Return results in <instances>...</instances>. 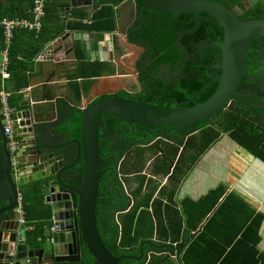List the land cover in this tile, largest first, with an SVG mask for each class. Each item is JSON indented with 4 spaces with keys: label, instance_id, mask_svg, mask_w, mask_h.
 Here are the masks:
<instances>
[{
    "label": "crops",
    "instance_id": "obj_1",
    "mask_svg": "<svg viewBox=\"0 0 264 264\" xmlns=\"http://www.w3.org/2000/svg\"><path fill=\"white\" fill-rule=\"evenodd\" d=\"M49 3L52 4L48 8L49 13L44 20L49 36L42 37L46 39V42L43 43L40 52L44 55L43 61H36V56L39 53L29 57L30 50L35 45H39L37 36L33 35V37L31 34L16 32L12 39L16 56L13 62L5 67L9 76L0 81L3 92L9 95L12 118H14L15 107L23 103L26 100L25 97L28 98L30 104L51 102L53 112L58 105L61 109L59 118H63L68 110L64 103L60 102L61 100L76 106L80 103L85 106L97 96L117 92L125 87L123 81L125 72L122 71L121 66L126 58L127 48L118 32L121 22H125L123 6L120 4L112 5L116 17V30L97 33L83 27L92 23L93 14L104 5L88 7L77 4L71 5L69 2L52 1ZM30 9L26 10L25 6H19L17 0H0V13L6 14L0 18L18 19L23 18L20 16L22 14L30 16ZM9 15H14V17L10 18ZM62 37L65 38L64 42H60ZM61 45L63 49L59 51L58 46ZM4 47V45L3 49L0 47V64L3 60V51L6 55V47ZM22 53L24 54L22 55ZM9 62L10 60H7V64ZM97 67L102 71L99 77L95 76ZM55 101L58 104H55ZM77 116L78 114L75 113L70 122L73 123V119ZM51 118L57 120L58 115L54 113ZM43 120L48 119L44 118ZM59 121L62 120L59 119ZM72 137L79 139L75 136L74 131ZM15 139L17 152L20 139L16 134ZM213 146L199 156L187 171H184L183 166H179L181 176L178 180L169 176V165L164 159L160 160L154 167H150L148 163L150 159L148 158L146 165L140 171L142 175L133 177L131 183L140 184L139 195L135 198L134 207L117 216L116 219L119 220L121 216L128 215L134 210L136 204L144 203L151 196L149 209L146 210L143 206L138 215L142 211H148L154 217L152 240L139 242L136 247L140 244H153L154 248L184 244V248L175 251L173 256H170L169 250V254L166 253L168 255L161 253L162 249L159 250L156 256L147 257L148 261L145 264H165L168 261L172 262L171 264H182V255L185 250L201 233L205 235L204 229L208 226L210 218L230 195L243 201L255 213L264 216V186L258 185L264 183V164L248 154L243 148H212ZM16 152L14 156L17 159ZM154 153L151 154V157ZM189 155L190 153L187 151L186 160L177 161L174 166L189 164L187 160ZM15 164H17V160ZM166 167V175L155 173L156 170L166 169ZM224 169H226L225 174L223 173ZM125 171L128 175L137 172L133 166L125 168ZM151 175H154L156 179L152 180ZM261 176L262 178L257 180V177ZM137 178L140 179L137 180ZM19 187H21L19 193L22 196L25 221V225H20V229L24 230L25 240L27 242H35L38 239L47 240L51 229L50 218L31 221L28 226L25 220V198L32 197V192L36 188L32 187V184ZM42 195V208L36 207L33 216L40 217L42 210L48 209L44 201L45 193ZM16 216L18 217V215ZM226 216L227 214L224 216V220ZM239 220V216L235 217L232 226L238 224ZM36 223H43L42 237L32 239L28 233L33 231ZM238 225L234 229H230L229 226L222 228V222L210 225L209 233L205 235L206 239L200 240V245H198L201 261L204 264L211 263L215 257L219 256ZM162 233L164 234L161 235ZM174 235H178V238L175 244H171ZM216 237H219V240H216ZM259 237L260 242L256 245V249L258 252L264 253V221L260 227ZM147 241L150 243H146ZM137 252L139 253L140 250ZM241 255L242 253L236 252L228 264H240L243 258L248 261L253 259ZM219 261L216 264H219Z\"/></svg>",
    "mask_w": 264,
    "mask_h": 264
},
{
    "label": "water",
    "instance_id": "obj_2",
    "mask_svg": "<svg viewBox=\"0 0 264 264\" xmlns=\"http://www.w3.org/2000/svg\"><path fill=\"white\" fill-rule=\"evenodd\" d=\"M47 1L69 2L71 5L88 7L119 4V0ZM136 1L142 5L141 15L148 10L169 16L206 15L220 25L224 36L222 42L217 44L222 56L216 66L221 74L216 79L215 90L203 102L185 108L160 107L142 100L117 96L100 97L85 106L61 100L68 110L63 118H59L61 109L58 105L53 112L51 102L30 104L25 97L26 100L15 107L13 112V119L18 121L15 134L20 139L16 152L17 164L13 166V171L7 169L3 160V124L0 127V264H80L83 258V252L79 248L81 245L85 246L86 254L94 264H120L126 259L143 260V250L140 258H116L103 244L96 226V199L99 197V181L103 174L99 149V128L103 115L142 128H179L208 120L229 107L233 96L238 94L252 42L256 39L264 40V20L241 21V11L238 8L229 9L211 0ZM64 41L65 38L62 37L60 42ZM58 47L59 51L63 49L62 45ZM55 104H58L57 101ZM54 113L58 115L57 120L51 118ZM75 113L80 118V132L79 139L69 143L75 145L70 150L62 142L73 136L67 124ZM44 118L48 120H43ZM73 156L74 164L65 166ZM80 158V187L73 188L69 183L74 177L69 172L79 163ZM27 184H32V187L45 193L44 201L50 212L51 223L49 236L45 241L25 240L24 230L20 229L16 209L12 204L17 187ZM149 245L155 247L153 244ZM183 248L184 244L181 243L156 247V250L168 249L170 256H173L175 251ZM147 261L145 259L144 264Z\"/></svg>",
    "mask_w": 264,
    "mask_h": 264
},
{
    "label": "flooded vegetation",
    "instance_id": "obj_3",
    "mask_svg": "<svg viewBox=\"0 0 264 264\" xmlns=\"http://www.w3.org/2000/svg\"><path fill=\"white\" fill-rule=\"evenodd\" d=\"M97 1L104 2L103 0ZM119 4L123 6L125 19V22L122 21L118 29L119 36L123 38L127 48L126 58L121 66L122 71L125 72L123 75L125 87L117 92L97 96L95 99L104 96H117L124 99L142 100L160 107L170 104L174 105L173 108H178L177 104L182 102L188 104L194 100L195 95H186V99L175 103V94L171 93L173 88L183 91V82L191 85L192 81L198 80V78L199 81L205 82L203 87L212 86L216 83V79L221 74V70L216 66L220 63L222 56L221 48L217 44L222 42L224 31L212 18L206 15H190L191 19L188 21L171 20L167 22L169 23L167 27L169 32L176 30V38L173 40L174 45H172L171 51L175 50L182 58L175 59L173 65H166L159 62L162 57V52H160L162 39L157 35L158 25L167 19L165 15L150 10L141 15L142 5L136 0H119ZM183 25H187V27H183V31L180 32L178 27ZM195 37L197 38L195 39ZM194 54L198 55L193 57ZM208 60L210 66L206 67ZM184 93H186V88H184ZM252 95L253 93L246 87L239 85L238 94L235 96L243 98L247 104L263 108L264 104L260 105L258 98L264 103V96L253 97ZM208 120L213 121L211 118ZM2 124L3 119L0 113V127ZM195 125L179 128L158 126L142 128L139 125L130 126L103 115L99 128L100 163L103 174L99 181V197L96 199L95 218L98 216V220L101 221V218L117 217L134 207L135 198L139 195L141 187L140 184L131 182L133 177L142 175L140 171L146 165L148 158L150 159L148 162L150 167H154L155 164L164 159L169 165V176H172L175 169L174 164L187 150L188 142L197 133ZM67 126L70 127L71 132L74 131L72 122ZM73 140V137L67 138L62 144L71 150L75 148V145L69 144ZM3 141V160L7 169L13 171L12 154L9 145H7L6 137ZM152 152L155 153L151 157ZM74 162L75 156L68 160L65 166L72 165ZM129 166L136 168L137 172L128 175L125 168ZM173 166L174 168H171ZM81 170L82 160L80 158L79 163L69 172L74 177L73 181L69 183L73 188L80 187ZM154 177V175L150 176L152 180L156 179ZM139 179L137 178V180ZM20 190L21 187H17L14 192L12 204L15 209H17V197ZM97 203H99L100 209ZM96 211L98 212L96 213ZM97 229L103 244L109 251V247L111 249L110 243L115 239L114 235H106L100 231L99 227ZM146 243L150 242L147 241ZM79 248L83 252L80 264H94L92 258L86 254L85 246L81 245ZM137 250L140 252L143 250V260L126 259L120 264H143L147 257L156 256L159 252L147 244L135 246L123 255L109 252L116 258H140L141 253H138ZM163 253L166 254L167 252Z\"/></svg>",
    "mask_w": 264,
    "mask_h": 264
},
{
    "label": "trees",
    "instance_id": "obj_4",
    "mask_svg": "<svg viewBox=\"0 0 264 264\" xmlns=\"http://www.w3.org/2000/svg\"><path fill=\"white\" fill-rule=\"evenodd\" d=\"M18 5L24 7L27 10L30 9L29 15H20L25 19H30L32 14V7L34 0H17ZM106 1V0H105ZM215 3L222 4L223 6L233 9L238 8L241 11L240 20L249 21V20H264V0H211ZM52 3L47 1L46 3V12L49 13V6ZM112 5L104 6L98 9L92 16V23L86 27L90 31L97 33L103 31H115L116 30V17L115 12L112 10ZM5 13H0V16H3ZM10 18L14 15H9ZM47 17V16H46ZM167 19L161 21V24L157 27V35L162 39L160 45L161 60L160 64L173 65L175 59H180V55L177 54L173 49L172 45L173 40L176 38V30L169 32L167 27L169 26L168 21L171 20H180L188 21L191 19L190 15H180V16H169L165 15ZM21 19V18H18ZM45 20V19H44ZM187 25L179 26L178 29L182 32L183 27ZM17 33L31 34L26 30H18ZM15 32V33H16ZM49 36V32L44 25L40 34L36 39H39V45H35L32 50L29 52V57L35 56L37 53L42 51L43 43L46 42V39L42 37ZM15 37V36H13ZM34 37V36H33ZM197 37H195L196 39ZM2 35L0 31V47L3 49ZM5 48V47H4ZM28 53V52H27ZM19 54V53H17ZM24 53H22L23 55ZM199 54V53H198ZM198 54H194L195 57ZM7 60H10V65L13 62L14 57L16 56L15 47L12 43L6 47ZM206 67L210 66L209 60L206 61ZM199 65V64H198ZM11 67V66H10ZM196 67V66H193ZM102 71L97 67L95 76L99 77ZM202 81L194 80L191 85H188L186 82H183V91L186 88V93L183 94V91L173 90L171 93L175 94V103L183 101L186 99V95H195L194 100H191L190 103L182 102L177 104L178 108L191 107L195 104L203 102L211 96L215 90L216 83L212 86L203 87ZM240 87H246L253 97H263L264 96V40L256 39L252 42L245 73L241 79ZM231 105L224 108L223 110L217 112L211 117L213 121L205 120L199 122L195 125L197 133L187 144V151L190 153L187 158L189 164H181L175 166L172 177L174 179L180 178L181 173L178 169L179 166L184 167V171H187L191 165L201 156L208 148H211L213 144L219 140L222 135L227 134L232 141H234L239 147L243 148L248 154L258 159L264 164V107L253 106L244 102L243 98L234 96L232 99ZM259 104H264L260 98H258ZM159 106V105H156ZM166 108L174 107V105H163ZM169 106V107H168ZM79 116L73 119L74 132L75 136L79 138L80 126H79ZM73 130V129H72ZM185 152L180 156L178 162H181L185 159ZM186 160V159H185ZM157 174H167L166 169H158L155 171ZM43 195L39 190H33L32 197H26L24 201V209L26 212L25 220L27 226L30 225L31 221L34 220H44L50 218L49 209L42 210L40 217L33 216V212L36 207H41L43 203ZM152 199H148L141 204H136L133 211L128 215L121 216L119 220L115 216H109L107 218H101L98 220L96 217L97 227L100 228L102 233L106 235H114L115 239L110 243L111 249L109 251L112 254L117 253L118 255L127 254L128 250L137 246L139 242L144 240L151 241L154 236V217L148 211L141 212L138 215L141 208L149 209V204ZM29 204V205H28ZM98 208L100 209L99 203H97ZM143 204V205H142ZM28 205V206H26ZM42 208V207H41ZM98 211H96L97 213ZM227 214L224 220V216ZM157 215L158 212H157ZM239 216L240 220L238 222V227L235 230V233L230 236L225 244V248L222 249L219 256L215 257L213 261L209 264H216L219 261V264H228L231 260V257L236 253H242L243 257H251L253 259L246 260L243 258L242 264H264V253L258 252L256 245L260 242L259 231L262 222L264 221V216L255 213L250 207H248L243 201L235 198L233 195L228 196L225 201L220 205L219 209L215 211L213 216L210 218L208 226L204 229L205 235L209 233V227L213 223L222 222V228L227 226L234 229L235 226H232V222L235 217ZM43 218V219H42ZM226 225V226H225ZM42 228L43 223H36L32 232L28 233V236L32 239L42 237ZM227 233V232H226ZM162 233L161 235H163ZM104 235V234H102ZM205 235L202 233L191 243V245L185 250L182 255V264H204L201 261L200 249V240L203 241ZM178 235H174L171 244H175L177 241ZM206 239V238H205ZM219 240V237L215 238ZM108 242V241H107ZM166 242V241H165ZM109 244V243H107ZM109 246V245H108ZM229 249V250H227ZM168 249L161 250V253L167 252ZM164 258V257H163ZM240 263V264H241Z\"/></svg>",
    "mask_w": 264,
    "mask_h": 264
},
{
    "label": "built area",
    "instance_id": "obj_5",
    "mask_svg": "<svg viewBox=\"0 0 264 264\" xmlns=\"http://www.w3.org/2000/svg\"><path fill=\"white\" fill-rule=\"evenodd\" d=\"M46 3L47 0H34L32 7V14L30 19H7L0 18V31L2 35V42L5 47L9 46L14 33L18 30H26L28 32L33 33L35 36H38L43 28V21L47 16L46 12ZM44 55L39 53L36 56V61H43ZM7 65L5 51H3V60L0 64V81L2 79H6L7 73L5 71V67ZM0 107H1V116L3 119V135L7 139V145H9V149L12 154V162L15 164L16 158L14 156L16 152L17 142L15 139V121L12 118V107L9 105V95L5 94L2 90V85H0ZM17 215L19 217V224L21 226L25 225L24 221V212L22 207V196L18 195L17 197Z\"/></svg>",
    "mask_w": 264,
    "mask_h": 264
},
{
    "label": "rangeland",
    "instance_id": "obj_6",
    "mask_svg": "<svg viewBox=\"0 0 264 264\" xmlns=\"http://www.w3.org/2000/svg\"><path fill=\"white\" fill-rule=\"evenodd\" d=\"M217 141H219V142H215L213 144L214 146L212 148H241L234 141H232L228 135H222V138L217 140ZM152 153H154V152H152ZM225 166L227 167V165H225ZM225 172H226V169L223 170L224 174H225ZM261 178H262V176L261 177H257V180H260ZM258 185L259 186H264V183H260ZM171 263L172 262H170V261L165 262V264H171Z\"/></svg>",
    "mask_w": 264,
    "mask_h": 264
}]
</instances>
